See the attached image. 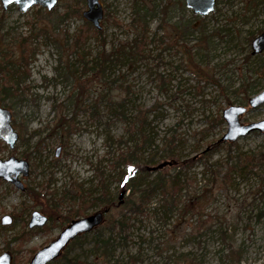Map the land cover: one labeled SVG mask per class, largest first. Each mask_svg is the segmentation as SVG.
Returning a JSON list of instances; mask_svg holds the SVG:
<instances>
[{"label": "rangeland", "instance_id": "1", "mask_svg": "<svg viewBox=\"0 0 264 264\" xmlns=\"http://www.w3.org/2000/svg\"><path fill=\"white\" fill-rule=\"evenodd\" d=\"M100 2L108 51L116 47V53L120 52L122 45L134 47L140 29L147 28L149 36H154L140 50L128 56L116 55L104 72L98 67L91 69L94 57L103 49L94 35L81 48L74 44L73 34L86 20L82 15L87 9L86 0H58L50 11L34 5L25 12L17 4L4 9L0 0V36L7 32L28 35L30 25L35 23L45 28L51 39L41 37L35 56L29 60L25 99L7 100L6 107L12 111V123L19 133L16 146L10 148L0 139L1 160L15 156L30 164L29 175L20 177L25 190L0 178V256L9 252L12 264H28L33 250L43 248L59 235L65 227L59 226V209L63 214L76 209L78 199L63 200L62 207L54 210L48 200L59 199L64 191L78 196L82 189L94 188L99 180L96 168L102 169L115 196L123 190L129 194L109 159L118 153L116 140L131 138L144 116V133L151 141L143 149L145 157L153 156L155 165L172 161L163 172L179 170L173 163L176 158L167 155L168 140L173 138L181 165L189 157L196 158L192 168L182 172L192 177V190H201L205 184L201 155L227 130L217 118L230 104L248 105L250 97L264 90V52L252 53V41L264 32V0H217L215 10L207 16L194 14L185 0ZM76 3L80 4L81 16L53 22V11L61 14L66 5ZM179 21L202 22L208 43L200 41L197 31L185 36L176 34L173 26ZM8 45L15 57L20 55L9 40ZM249 83L253 85L247 97L241 86ZM263 119L264 105L250 108L242 122ZM60 123L65 126L56 129ZM59 146L61 152L56 156ZM212 149L211 162H218L224 171L228 147L218 145ZM233 151L234 155L255 154L256 173L236 175L226 184L218 182L208 200L200 202L201 212L188 215L176 232H172L174 216L167 224L156 218H142L127 239L109 234L106 224L118 216V210L112 207L99 228L68 247L52 264H92L101 260L106 252L102 239L111 236L115 239L109 243L113 259L110 264H178L176 260L185 254L196 259V264H220L225 246L217 233L216 215H225L222 217L227 219L234 248L243 250L241 261L234 264H264V133L240 138ZM32 189L39 199L29 195ZM83 206L84 214L77 218L102 209L90 201ZM34 210L58 217V225L49 222L41 231L30 229L28 222ZM5 215L13 217L10 225H2ZM99 231L101 234H97Z\"/></svg>", "mask_w": 264, "mask_h": 264}, {"label": "trees", "instance_id": "2", "mask_svg": "<svg viewBox=\"0 0 264 264\" xmlns=\"http://www.w3.org/2000/svg\"><path fill=\"white\" fill-rule=\"evenodd\" d=\"M79 5L78 3L75 5H66L64 7V12L61 14L58 13L57 10L53 11V16L55 18L53 22L61 23L72 16H81ZM167 12H169L168 8L163 11L165 15L168 14ZM173 30L176 34L179 33L182 36L197 31L201 35V42L208 43L209 41L205 26L202 22L200 24H195L192 21H179L174 24ZM137 34L138 35L134 39V47L122 45L120 52L116 53V47L108 51L103 37V27L99 29L90 21L85 20L73 34V40L75 46L78 48H81L91 35H94L98 41H100L103 49L97 52L93 60L94 66H92L91 69L98 67V71L104 72L106 68L110 67V65L115 62L114 58H117L116 55L122 54L128 56L131 51L135 52L136 50H140L149 40L151 41L154 39V36L150 37L147 33V28L140 29ZM41 37H44L46 40H51L48 31L43 27L37 26L35 23L30 25V33L28 35H13V32H7L4 36H0V104L2 106H7V100L21 102L25 99L26 91L29 90V87L25 86L29 78L27 67L29 60L33 58L37 52L36 44ZM161 39L162 38H160V40ZM8 40L19 50L20 55L17 57L11 52V46L8 45ZM137 53H140V51H137ZM84 64L87 65L85 61ZM84 69L87 68L84 67ZM252 85V83H249L241 86V90L247 94V97L252 89ZM77 100L79 101V99ZM111 104L113 105V103ZM87 109L88 108H84V110ZM217 121L216 122L221 126L226 124L222 116H219ZM146 124L147 119L144 116L131 138L128 140H124L123 137L117 139L118 153L113 154L109 159L113 170L118 171V178H120L123 186H126L130 191L129 194L124 196L123 202L119 203V195L115 196L114 193L110 191L109 181L103 177V171L98 167L96 170L98 171L99 180L94 188L87 190L82 189L81 194L78 196L71 194L69 191H64L59 199L52 197L51 200H48L50 209L54 210L62 207L63 200L75 202L76 199H78L79 207L76 209H69V211L64 214L62 213L63 211L59 209L58 216H60L59 222H61L59 226H66L73 219L82 216L85 209L83 205L85 202L90 201L92 206H101L102 209L100 210L108 209V213L112 207L118 210V216L113 218L112 221L109 219L106 227L109 234H117L122 239L128 238L130 230L138 221H142V218H156L164 224H167L170 219L175 216L176 223H173L172 232H176L177 228L186 222L188 215L201 212L200 202L202 203L208 200L207 198L213 194V187L218 182L221 181L226 184L231 182L236 175L238 177H244L248 174L256 173L258 162H256L255 154L239 152L237 155H234L233 147L235 142L220 144V146L226 145L228 147L227 158L222 164L225 166V170L222 171V166L218 162H211L210 156L213 151L212 148L216 146L210 145L212 146L210 150H205L204 154L201 155V161L203 163L202 173L205 184L201 190H192L189 184L193 179L191 176L187 178L185 173L182 172V169H191L196 162V158L189 157L185 161V165H181L179 155H177L174 149L175 146L173 147L172 145L174 143L173 138L168 140L167 155L173 159L176 158L173 160V163L180 167L179 170L163 172L162 169L157 171L148 169L149 166L155 165L156 162L153 156L145 157L144 154L143 149L145 146L151 144V141L144 133ZM64 126L65 124L60 123L56 126V129H61ZM136 133H138V135H136ZM123 146L125 148H123ZM199 152L200 150H198L197 153ZM130 167L132 169L131 172L129 171ZM216 169H219L218 172ZM29 195L35 200L39 199V195L34 192L33 189L29 191ZM157 196H159V198L157 202H154L153 198ZM203 215L204 214H201V217H203ZM222 216L224 217L225 215ZM222 216L216 215L214 217L219 223L217 233L225 246L222 249L223 253L220 258V264L239 263L243 256V250L240 247L234 248V241L230 239L229 227L226 226L227 219H224ZM48 217L49 222L53 223V225H58V217ZM41 229L42 228H37V231H41ZM87 234L88 233L81 234L72 240L63 250L61 256L64 255V251H66L68 247L77 243ZM97 234H101V231ZM114 239L115 238L112 236L108 239H102V243L106 249L104 258H109V260L107 261L103 258L92 262V264H108V262L110 264L111 261H113V259H111L112 252H109V247L111 245L109 243ZM36 251L37 250L32 251L30 255L31 258ZM56 260L49 264H52ZM176 262L178 264H196L197 260L185 254L179 257Z\"/></svg>", "mask_w": 264, "mask_h": 264}, {"label": "water", "instance_id": "3", "mask_svg": "<svg viewBox=\"0 0 264 264\" xmlns=\"http://www.w3.org/2000/svg\"><path fill=\"white\" fill-rule=\"evenodd\" d=\"M3 8L7 9L10 4H17L19 10L25 12L34 5H40L48 11L56 7L58 0H1ZM217 0H185L187 8L191 9L194 14L207 16L215 10ZM87 9L83 11V17L93 23L97 28L101 29V19L104 14L103 5L100 0H86ZM264 52V32L254 38L252 41V53L259 54ZM264 105V90L248 99V105L230 104L223 110L227 130L213 146L224 143H234L240 138L246 137L253 132L264 133V119L257 122L243 123L242 117L250 108H258ZM0 139L14 148L19 140V133L16 131L12 123V111L0 104ZM212 146L209 147L210 150ZM61 146L56 150V156H59ZM172 161L161 162L157 165L149 166L148 169L157 171L163 169L166 165H171ZM30 172V164L25 159H18L11 156L6 160L0 159V178L13 183L20 190H24L25 186L20 180L21 176H28ZM126 191L123 190L119 194V203L123 202ZM108 209L98 210L88 216L73 219L59 233V235L49 244L39 249L31 258L28 264H49L59 258L67 245L77 236L90 233L97 227L102 225ZM13 222L11 215L3 216L2 225H10ZM49 222V217L42 214L38 210H34L28 222L30 229L44 227ZM0 264H12V256L9 252H5L0 256Z\"/></svg>", "mask_w": 264, "mask_h": 264}, {"label": "snow or ice", "instance_id": "4", "mask_svg": "<svg viewBox=\"0 0 264 264\" xmlns=\"http://www.w3.org/2000/svg\"><path fill=\"white\" fill-rule=\"evenodd\" d=\"M129 171H130V172L132 171L131 167L129 168Z\"/></svg>", "mask_w": 264, "mask_h": 264}, {"label": "bare ground", "instance_id": "5", "mask_svg": "<svg viewBox=\"0 0 264 264\" xmlns=\"http://www.w3.org/2000/svg\"><path fill=\"white\" fill-rule=\"evenodd\" d=\"M37 251H38V250H37ZM37 251H36V252H37ZM32 257H33V256H32ZM30 260H31V259H30ZM29 262H30V261H29Z\"/></svg>", "mask_w": 264, "mask_h": 264}, {"label": "flooded vegetation", "instance_id": "6", "mask_svg": "<svg viewBox=\"0 0 264 264\" xmlns=\"http://www.w3.org/2000/svg\"><path fill=\"white\" fill-rule=\"evenodd\" d=\"M25 186V185H24ZM25 190V189H24ZM63 229V228H62Z\"/></svg>", "mask_w": 264, "mask_h": 264}]
</instances>
